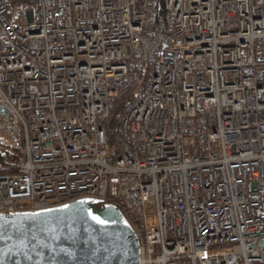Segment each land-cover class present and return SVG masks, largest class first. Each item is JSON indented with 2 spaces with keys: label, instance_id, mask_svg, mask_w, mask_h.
<instances>
[{
  "label": "built area",
  "instance_id": "built-area-1",
  "mask_svg": "<svg viewBox=\"0 0 264 264\" xmlns=\"http://www.w3.org/2000/svg\"><path fill=\"white\" fill-rule=\"evenodd\" d=\"M2 131L0 212L103 198L143 264H264V0H0Z\"/></svg>",
  "mask_w": 264,
  "mask_h": 264
},
{
  "label": "water",
  "instance_id": "water-1",
  "mask_svg": "<svg viewBox=\"0 0 264 264\" xmlns=\"http://www.w3.org/2000/svg\"><path fill=\"white\" fill-rule=\"evenodd\" d=\"M0 217L6 221L0 229V264H141L137 231L117 204L103 198L78 197L0 212ZM38 221L48 223L37 227Z\"/></svg>",
  "mask_w": 264,
  "mask_h": 264
},
{
  "label": "snow or ice",
  "instance_id": "snow-or-ice-1",
  "mask_svg": "<svg viewBox=\"0 0 264 264\" xmlns=\"http://www.w3.org/2000/svg\"><path fill=\"white\" fill-rule=\"evenodd\" d=\"M67 207H68V206L65 205V208H67ZM35 215L38 216L39 214H35ZM93 219L96 220L98 223H101V224L105 223V221L101 220V219H100L99 217H97V216H93ZM47 223H48V221H38V222H37V227H38L40 224H47ZM5 226H6L5 218H4V217H0V229H4ZM39 230H44V229H39ZM69 255H70V253H69Z\"/></svg>",
  "mask_w": 264,
  "mask_h": 264
},
{
  "label": "rangeland",
  "instance_id": "rangeland-1",
  "mask_svg": "<svg viewBox=\"0 0 264 264\" xmlns=\"http://www.w3.org/2000/svg\"><path fill=\"white\" fill-rule=\"evenodd\" d=\"M123 101V97H120L117 101H116V105H118L119 103H121ZM0 139L2 140V142L7 143L8 142V134L4 131L0 132Z\"/></svg>",
  "mask_w": 264,
  "mask_h": 264
},
{
  "label": "trees",
  "instance_id": "trees-1",
  "mask_svg": "<svg viewBox=\"0 0 264 264\" xmlns=\"http://www.w3.org/2000/svg\"><path fill=\"white\" fill-rule=\"evenodd\" d=\"M131 94H132V93H128V94H127V95H128V97H129V95H131ZM133 95H134V92H133V94H132V97H131V98H132V102H133V101H135V99H133ZM123 98H125V97H123ZM108 131H111V130H109V129H108ZM113 131L115 132V131H116V129H114ZM0 144H4V142H2V140H1V139H0ZM139 226H140V225H139Z\"/></svg>",
  "mask_w": 264,
  "mask_h": 264
},
{
  "label": "bare ground",
  "instance_id": "bare-ground-1",
  "mask_svg": "<svg viewBox=\"0 0 264 264\" xmlns=\"http://www.w3.org/2000/svg\"><path fill=\"white\" fill-rule=\"evenodd\" d=\"M106 200V199H105ZM109 202V201H108ZM122 210V209H121ZM123 211V210H122ZM124 212V211H123ZM125 214V213H124ZM126 215V214H125ZM126 217L128 218V216L126 215ZM128 220H129V218H128ZM130 221V220H129ZM130 223L132 224V226L134 227V229L136 230V227H135V225L130 221ZM137 231V230H136ZM141 264H143V262H142V259H141Z\"/></svg>",
  "mask_w": 264,
  "mask_h": 264
}]
</instances>
